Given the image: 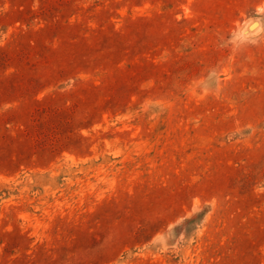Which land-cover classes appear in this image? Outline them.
I'll return each mask as SVG.
<instances>
[{"label": "rangeland", "instance_id": "rangeland-1", "mask_svg": "<svg viewBox=\"0 0 264 264\" xmlns=\"http://www.w3.org/2000/svg\"><path fill=\"white\" fill-rule=\"evenodd\" d=\"M0 264H264V0H0Z\"/></svg>", "mask_w": 264, "mask_h": 264}]
</instances>
